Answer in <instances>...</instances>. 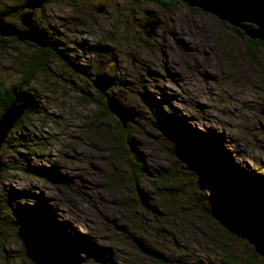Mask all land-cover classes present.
<instances>
[{
	"label": "rangeland",
	"instance_id": "rangeland-1",
	"mask_svg": "<svg viewBox=\"0 0 264 264\" xmlns=\"http://www.w3.org/2000/svg\"><path fill=\"white\" fill-rule=\"evenodd\" d=\"M23 1L0 0V10ZM173 3L164 8L145 0H47L35 10L37 28L86 66L88 75L54 59L36 75L33 90L43 113L17 139L31 148L29 165L46 178L33 176L32 167L5 144L0 150L5 165L0 201L13 211L0 215V264H218L222 259L211 242L185 231V223L201 219L183 214L182 206L169 217H154L141 197L147 195L159 210L165 200L155 193L157 182L172 178L182 190L181 202L194 195L217 216L223 214L219 194L199 185L207 177L185 169L184 142L219 148L228 164L264 177V47L249 56L246 36L234 34L213 15ZM153 18L159 32L147 38L141 27ZM4 22L21 26L20 17ZM0 38V83L13 87L20 81L21 61L30 60L34 48L14 37ZM100 74L116 79L109 96L136 114L134 123L123 128L104 110L106 97L92 84ZM99 96L96 105L92 100ZM134 153L145 164L142 175ZM24 205L27 213L46 210L57 223L53 229L71 239L73 259L42 254L34 240L27 243L23 234L33 238L15 214ZM178 215L180 220L174 218ZM221 234L217 238L224 239ZM33 236L47 238L44 232ZM136 239L162 259L139 251ZM225 241L235 249L236 264H264L244 244Z\"/></svg>",
	"mask_w": 264,
	"mask_h": 264
},
{
	"label": "trees",
	"instance_id": "trees-1",
	"mask_svg": "<svg viewBox=\"0 0 264 264\" xmlns=\"http://www.w3.org/2000/svg\"><path fill=\"white\" fill-rule=\"evenodd\" d=\"M127 1V0H126ZM133 2H139L140 0H130ZM151 1L156 3L161 7L170 6L171 3L169 2H162L161 0H145ZM26 0L23 1L20 5H16L13 7H6L3 10H0V18L3 22L8 17H20L21 8L25 4ZM195 13L199 10L191 9ZM5 23V22H4ZM226 25V24H225ZM21 28V26H18ZM228 29H230L234 34H239L243 38H245L244 32L233 27H229L226 25ZM249 42L248 48V55L254 56L255 50L257 47H264V43L261 41H253L249 38H246ZM4 42V39L0 38V44ZM24 44L34 48V56L30 58V60L21 61V70H20V81L16 83L13 87H7L4 84L0 83V116L3 112L12 104H23L26 106V111L19 122L16 124L15 129L17 133H15L14 137L12 134L9 135L5 142V147L12 150L13 153H17L19 155L20 162L30 164V161L33 160V157L28 153L30 151V147L25 143H21L20 140L17 138L24 137V132L32 129V121L39 115L43 113V106L41 105V101L37 100L34 90H33V83L36 79V75L42 71L43 69L47 68V61L48 59H54L56 61H61L69 70L73 73L78 75H88V68L86 66H82L80 63H76L73 61V57L69 55L67 52L63 50L57 49L54 42L50 41V46L46 49L39 48L34 44L24 42ZM2 47V46H1ZM96 50V49H95ZM99 50V49H97ZM102 99L99 96V100ZM93 99V103L99 105L100 101ZM149 102L151 103L153 100L151 97H148ZM102 101V100H101ZM102 106L104 110L108 113L107 102H103ZM155 113V112H154ZM109 114V113H108ZM158 118L162 119L160 115H157ZM121 130L123 128L120 126ZM14 132V131H13ZM12 133V132H11ZM22 135H19V134ZM120 136L125 138L126 132L119 131ZM127 137V136H126ZM127 143L133 146V143L130 139V136L127 137ZM183 147L185 148L186 152H190L195 155L198 159L199 165L203 170V175L214 183V185L224 193L230 194L236 202L248 213L250 214H258L264 216V177L261 176H253L251 173L247 172L243 168L235 166L233 163L228 164L227 161L224 160V156L220 155L225 154V152L221 151V149L217 148L213 149L211 147H206L205 145H189L187 142L183 143ZM20 151V152H19ZM27 153L30 155L25 154ZM221 151V152H220ZM220 152V153H219ZM20 153V154H19ZM16 154V155H17ZM135 154V153H134ZM206 155V157H205ZM29 156V157H28ZM137 158L136 168L140 169L142 175L144 173V168L142 169L141 166L144 164L143 161L140 159V156L135 154ZM210 157L214 160L209 161ZM217 157V158H216ZM207 158V159H206ZM207 161H206V160ZM216 160V161H215ZM209 162V164H208ZM1 171H4L5 165L0 162ZM209 165V166H208ZM212 165H215L213 167ZM32 167L30 169V173L36 177H47V174L43 173L42 170L35 168L33 165H29ZM208 166V167H207ZM208 168V169H207ZM218 173V174H217ZM202 175V176H203ZM138 182V181H137ZM136 182V183H137ZM157 191H155L157 196H164L165 202L160 206L159 210L154 209L156 214L164 215L165 217H169L168 214L170 212L176 211L177 208L181 209L180 206L183 208L181 211L186 212L183 214H190L194 215L197 220L201 219L203 224H207L208 228L205 230L200 225L201 222H198L200 225L196 227L195 224L192 222H187L184 224L185 231L190 233H196L200 235L202 238L207 240L209 243L216 246L220 249L221 254L223 255L222 259L218 264H236L238 259L236 258L235 249L231 247L225 238H228L230 241H233L239 245L244 244L247 248V251L255 259H263L260 258L258 255L254 253V250L251 246L247 243H243L240 240L236 239L232 232H227L225 227L222 224L217 222V220L212 216V210L205 205L203 201L200 199H196L194 195H190L189 201L184 204L181 202V189H178V185L175 183L174 179L172 178H165L159 179L157 182ZM1 198V195H0ZM43 199H45L43 197ZM27 200V199H26ZM25 201V200H24ZM182 203V204H180ZM180 204V205H179ZM41 209V210H40ZM4 213L13 214L12 209L10 208V203L6 201H0V215ZM18 218H20L23 228L28 230V233L31 234L33 240L38 243L36 245L35 250L40 251L42 254L48 255H68L72 259L75 257V252L72 248L71 239L63 233H57L53 227L57 225L56 222L51 221L47 217V212L42 207L35 209L32 213H27V207L24 205L22 207V211L15 213ZM7 219H12L10 215H7ZM154 217H156L154 215ZM177 220L181 219V215L174 216ZM190 219V218H189ZM174 222V221H173ZM181 223V222H180ZM196 224V225H198ZM180 225V224H179ZM181 226V225H180ZM2 225H0V230L2 231ZM212 229L215 233L211 232ZM224 236V239L217 238L219 235L218 233ZM44 232L47 238L43 241L40 236H33L35 233ZM0 232V236H1ZM186 233V232H185ZM218 239V240H217ZM234 249V250H233ZM71 251V253H70ZM203 264V263H201ZM217 264V263H216Z\"/></svg>",
	"mask_w": 264,
	"mask_h": 264
},
{
	"label": "water",
	"instance_id": "water-1",
	"mask_svg": "<svg viewBox=\"0 0 264 264\" xmlns=\"http://www.w3.org/2000/svg\"><path fill=\"white\" fill-rule=\"evenodd\" d=\"M162 2H180L192 9L213 15L221 22L230 27L241 30L244 35L253 40L264 43V0H161ZM47 0H26L22 10H28L20 16L22 28L6 24L0 18V37H14L20 42H28L35 46L46 49L50 46V41L44 32L40 31L34 23V12L43 7ZM142 26L147 38H152L156 33L160 23ZM149 30L147 31V29ZM92 84L100 94L106 97L107 107L111 114L115 115L123 127L129 122H133L136 114L123 106L115 97L109 96L108 90L113 87L115 80L106 74L96 75L92 79ZM26 111L23 104H12L0 116V150L4 146L11 131L22 118ZM182 162L188 172L197 177L203 175V170L194 154L185 152ZM1 172V165H0ZM204 189H213L219 195L221 210L223 214L217 216L212 210V216L225 227L227 232H232L236 239L247 243L260 258H264V216L250 214L244 210L236 200L227 193L219 190L212 180L206 179L199 183ZM142 205L151 212L154 208L149 206L148 198L141 197ZM27 243L31 244L33 239L27 234H23ZM135 245L146 256L160 260L162 256L153 248L146 245L142 240L136 239ZM35 254L34 252H32ZM31 253V254H32ZM41 253V252H40ZM32 254V255H33ZM37 254V253H36ZM39 255V254H37ZM104 264V261L98 260Z\"/></svg>",
	"mask_w": 264,
	"mask_h": 264
},
{
	"label": "flooded vegetation",
	"instance_id": "flooded-vegetation-1",
	"mask_svg": "<svg viewBox=\"0 0 264 264\" xmlns=\"http://www.w3.org/2000/svg\"><path fill=\"white\" fill-rule=\"evenodd\" d=\"M169 3H170V2H169ZM173 4H175V3L171 2L170 6H172ZM168 7H169V6L164 7V8H168ZM21 12H26V11H21ZM191 12L194 13V11H191ZM158 32H159V30L156 31V33H158ZM115 80H116V79H115ZM117 84H118V83L116 82L115 86H117ZM115 86H114V87H115ZM98 98H99V97H98ZM97 100H99V99H97ZM144 165H145V164H144ZM141 168L143 169V165L141 166ZM146 196H147V195H146ZM147 197H148V196H147ZM149 200H150V198L148 197V203H149V205H150V201H149ZM150 206H151V205H150ZM151 207H152V206H151ZM152 208H153V207H152ZM145 209H146V208H145ZM146 211L149 212V213H151L153 216L155 215L156 217L159 215V214L157 215L155 212H151L150 210H147V209H146Z\"/></svg>",
	"mask_w": 264,
	"mask_h": 264
},
{
	"label": "bare ground",
	"instance_id": "bare-ground-1",
	"mask_svg": "<svg viewBox=\"0 0 264 264\" xmlns=\"http://www.w3.org/2000/svg\"><path fill=\"white\" fill-rule=\"evenodd\" d=\"M21 10H22V8H21ZM38 10V9H37ZM22 11H27V10H22ZM207 14V13H206ZM230 27V26H229ZM115 80V79H114ZM116 98V97H115ZM117 99V98H116ZM118 100V99H117ZM130 123H134V121L133 122H130ZM143 196H145V197H147L146 195H143ZM148 198V197H147ZM150 206V205H149ZM151 207V206H150ZM148 210V209H147Z\"/></svg>",
	"mask_w": 264,
	"mask_h": 264
}]
</instances>
